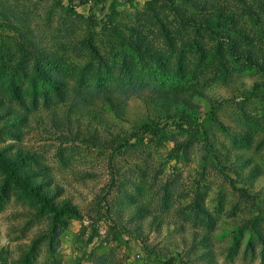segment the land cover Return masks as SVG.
I'll return each instance as SVG.
<instances>
[{
    "label": "rangeland",
    "instance_id": "374dc122",
    "mask_svg": "<svg viewBox=\"0 0 264 264\" xmlns=\"http://www.w3.org/2000/svg\"><path fill=\"white\" fill-rule=\"evenodd\" d=\"M0 94V264H264V0H0Z\"/></svg>",
    "mask_w": 264,
    "mask_h": 264
},
{
    "label": "trees",
    "instance_id": "16d2710c",
    "mask_svg": "<svg viewBox=\"0 0 264 264\" xmlns=\"http://www.w3.org/2000/svg\"><path fill=\"white\" fill-rule=\"evenodd\" d=\"M100 86L96 87V89L98 90V93L100 94V97L104 99V101L111 105L114 112L116 113H120V111H122V105H120L119 102H122L120 100L119 97H114L111 94H109L108 92L104 91L106 88H104L103 86L99 89ZM94 88V87H93ZM92 86H90L89 84H83V86H81L82 90H78L76 88H69L67 86L61 88V92H58V97L59 99L64 102V104L68 103L69 105H71V111H76L75 107L76 105H80L83 102H86V100L89 101V99L86 97L87 95L85 94V91L87 89H93ZM60 89V88H58ZM132 91H137L134 90V88H131ZM103 90V91H102ZM106 90H111L110 88H107ZM60 91V90H59ZM111 92V91H110ZM159 95V99H161L162 103H164V100H175L177 101V98H174V96L168 94V93H162V94H158ZM19 103H24L25 102V98L22 97H18L17 98ZM123 103V102H122ZM190 109V110H195L194 107H192L190 104L187 103H183L181 105L174 103L173 106L167 110H165L167 113H170L169 111L171 110L173 113L178 114L181 112V109ZM87 111L89 110H85L84 112H79V114L81 113L82 115H84L85 113H87ZM10 112H12V110L10 109L9 106L6 105L5 103V97H3L0 94V125L4 126L5 124L3 122H1V118H5L6 115H8ZM92 112V111H91ZM11 114V113H10ZM9 114V115H10ZM13 114V118L14 121H18V118H21V113L20 112H14ZM17 117V118H16ZM9 121V120H8ZM7 124V123H6ZM222 161L225 163V165H227V163H229L227 156L224 154H220ZM17 160V158H14L12 156H3L0 155V163L6 167L7 172H8V176L9 178H11L17 185L21 186L27 193H33L35 196L37 197H41V196H47L48 197V193L45 192L44 190H39V185L41 184H45V182H33L32 180V174L30 173H21L19 170H17V167L14 166L12 167L11 165H13V163ZM245 193V192H244Z\"/></svg>",
    "mask_w": 264,
    "mask_h": 264
}]
</instances>
